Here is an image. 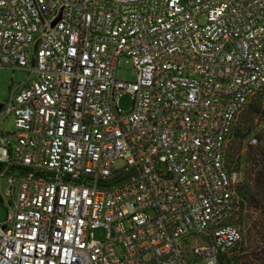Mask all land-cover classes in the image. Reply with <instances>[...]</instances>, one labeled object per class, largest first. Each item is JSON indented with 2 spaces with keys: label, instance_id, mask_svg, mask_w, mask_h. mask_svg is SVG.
Wrapping results in <instances>:
<instances>
[{
  "label": "built area",
  "instance_id": "1",
  "mask_svg": "<svg viewBox=\"0 0 264 264\" xmlns=\"http://www.w3.org/2000/svg\"><path fill=\"white\" fill-rule=\"evenodd\" d=\"M0 67L27 71L0 101V264H220L242 240L226 147L264 88V0H0Z\"/></svg>",
  "mask_w": 264,
  "mask_h": 264
},
{
  "label": "rangeland",
  "instance_id": "2",
  "mask_svg": "<svg viewBox=\"0 0 264 264\" xmlns=\"http://www.w3.org/2000/svg\"><path fill=\"white\" fill-rule=\"evenodd\" d=\"M117 79L133 81L136 71L132 66L130 58L123 56L120 59L119 67L116 70ZM27 77V71L21 68L0 67V101H6L9 98L12 89L22 83ZM259 101V112L254 111ZM118 107L121 110H128L131 105V96L128 93H120L117 95ZM0 127L3 130L12 128V117L4 119ZM240 132L243 136L239 137ZM255 137L257 142L250 144L251 138ZM264 138V88L254 93L247 106L237 116L232 135L227 143L226 155L229 167L236 171L239 181H243L247 168L249 167L248 151L251 147L262 145ZM123 165V161L117 160L113 167L119 168ZM5 190L7 181L2 182ZM7 202L3 199L0 204V223L6 217ZM239 226L242 232V240L236 244L230 251L223 256L220 264H264V236L259 237L252 231V225L264 222V214L253 210L243 202L237 216L232 221ZM261 234H264L262 232ZM93 235L96 239L103 238L104 230L101 227L94 228ZM238 258H233L234 253L238 251ZM230 257V259H228Z\"/></svg>",
  "mask_w": 264,
  "mask_h": 264
},
{
  "label": "trees",
  "instance_id": "3",
  "mask_svg": "<svg viewBox=\"0 0 264 264\" xmlns=\"http://www.w3.org/2000/svg\"><path fill=\"white\" fill-rule=\"evenodd\" d=\"M257 104L256 108L254 105V111L258 113L259 101ZM237 134L239 137L243 136L240 132ZM262 142V145L251 147L248 151V157L250 160L249 167L247 168L244 180L239 181L236 184V188L240 194V208L243 207V202H245L248 207L264 214V138ZM252 231L259 237L264 236V234H261L264 232V222L252 225ZM238 252L239 250L234 253L235 255L233 258H238V255H236ZM223 255L221 256L220 261L224 257ZM228 259H230V257H228Z\"/></svg>",
  "mask_w": 264,
  "mask_h": 264
}]
</instances>
